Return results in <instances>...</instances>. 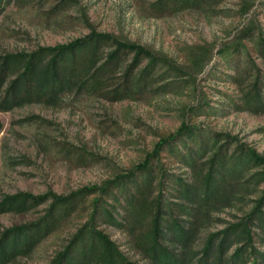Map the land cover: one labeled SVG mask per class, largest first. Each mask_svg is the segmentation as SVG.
I'll return each instance as SVG.
<instances>
[{
  "label": "rangeland",
  "instance_id": "374dc122",
  "mask_svg": "<svg viewBox=\"0 0 264 264\" xmlns=\"http://www.w3.org/2000/svg\"><path fill=\"white\" fill-rule=\"evenodd\" d=\"M250 28L253 37L247 39ZM90 31L147 50L158 59L156 67L128 99L114 101L107 91L80 92L66 94L55 106L29 103L0 112V203L22 193L64 196L81 188H100L117 175L126 176L181 124L195 128L200 136L187 141L186 147L174 143L177 152L162 149L149 160L148 186L135 202L90 194L30 253L5 264H53L75 231L89 224L97 198L98 211L89 226L106 235L128 262L151 264L142 248L158 192L169 209L160 215L161 225L169 219L193 223L189 248L195 252L191 264H196L203 257L206 237L244 218L263 186L252 184L235 193L228 205L217 203L207 221L174 206L197 208L191 200L178 199L174 181L197 185L213 152V134L230 139L228 153L243 145L264 158V57L256 44L257 39L264 43V0H0V57L66 44ZM238 44L239 53L231 59L218 55ZM112 49L110 44L100 46L98 62ZM130 58L120 55L108 66V88L122 81ZM145 64L133 71L130 88ZM254 80L256 99H250L246 93ZM199 142L204 146L195 155ZM189 149L192 166L181 160ZM49 202L0 212V233L35 222ZM102 206L120 226L101 217ZM252 230L261 234L256 227ZM170 238L166 235L161 244L178 253L181 246ZM236 243L233 246H242L243 240ZM253 247L264 255V244L254 240Z\"/></svg>",
  "mask_w": 264,
  "mask_h": 264
},
{
  "label": "trees",
  "instance_id": "16d2710c",
  "mask_svg": "<svg viewBox=\"0 0 264 264\" xmlns=\"http://www.w3.org/2000/svg\"><path fill=\"white\" fill-rule=\"evenodd\" d=\"M252 28L248 29L247 39L253 37ZM110 44V50L105 59L99 63L97 57L100 46ZM260 53L264 57V43L257 39ZM241 45H232L218 51L224 60H229L239 53ZM242 50V49H241ZM130 55V62L122 73V81L113 87L107 84L111 76L108 66L115 65L120 55ZM135 84L130 88L129 78L133 71L143 62ZM158 59L147 50L130 43L119 42L109 34L90 31L86 36L75 39L66 44L53 47H41L31 53L8 54L0 57V112L10 111L29 103H42L48 106L58 105L66 94H100L107 91L112 100L128 99L141 88L144 78L154 70ZM197 63V61H195ZM193 62V63H195ZM255 81V80H254ZM257 80L246 93V97L256 99ZM106 89V90H105ZM200 134L195 128L181 124L174 134L158 142L152 152L144 160L133 167L126 176L117 175L107 181L102 187L81 188L64 196L50 193L38 197H31L26 193L6 196L0 203V212H19L27 208L29 203L38 205L50 201L43 215L35 222L10 227L0 233V264L30 253L45 237L51 234L64 219L68 218L76 209L78 202H82L90 194L108 196L117 201V196H123L127 204L133 203L143 194L149 182V160L156 157L162 149L177 152L174 143L188 146L187 141L194 142ZM223 137V138H219ZM212 154L208 157L207 167L197 185H188L174 181L178 199L191 200L197 205L192 208L174 205L187 216H199L203 221L208 220L210 210L217 203L228 205L234 194L247 191L250 185L261 183L260 196L253 201V206L244 218L230 224L206 237L202 251L203 257L196 264H264V255L253 247L254 240L264 244V158L243 145H236L228 153L230 139L220 134H213ZM224 140L223 144H217ZM232 145V143H231ZM203 143L199 142L195 155L200 154ZM192 150L182 156V161L193 164ZM253 172L248 179L242 180L249 171ZM127 177L125 181L122 179ZM162 181L159 183V189ZM117 195V196H116ZM161 192L152 199L151 218L149 228L144 236L142 252L151 264H191L195 255L189 248L195 227L187 220L169 219L163 226L160 224L161 214L168 208L161 201ZM177 199V197H176ZM197 199V201H196ZM99 198L92 201L89 214V224L93 221L98 207ZM167 205H172L168 203ZM164 207V208H163ZM101 217L106 222L120 226L109 213L108 209L100 208ZM86 223L68 240L63 249L56 254L53 264H132L118 251L115 244L101 231L95 230ZM260 229L255 233L252 228ZM168 233V234H166ZM170 239L181 246L178 253L162 245V238ZM243 240L242 246L236 241ZM235 247V248H234ZM231 248L230 255L227 254Z\"/></svg>",
  "mask_w": 264,
  "mask_h": 264
}]
</instances>
